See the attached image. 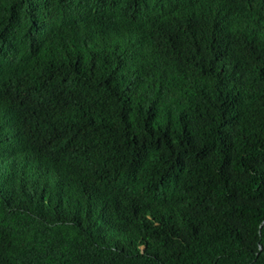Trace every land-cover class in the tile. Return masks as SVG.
<instances>
[{
	"label": "trees",
	"instance_id": "1",
	"mask_svg": "<svg viewBox=\"0 0 264 264\" xmlns=\"http://www.w3.org/2000/svg\"><path fill=\"white\" fill-rule=\"evenodd\" d=\"M0 264H264V0H0Z\"/></svg>",
	"mask_w": 264,
	"mask_h": 264
},
{
	"label": "clouds",
	"instance_id": "2",
	"mask_svg": "<svg viewBox=\"0 0 264 264\" xmlns=\"http://www.w3.org/2000/svg\"><path fill=\"white\" fill-rule=\"evenodd\" d=\"M1 112H3V110H2V109H0V113H1Z\"/></svg>",
	"mask_w": 264,
	"mask_h": 264
}]
</instances>
